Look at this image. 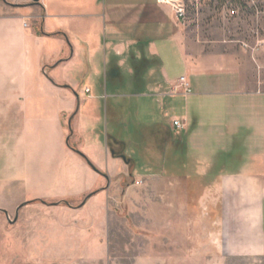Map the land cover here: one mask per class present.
<instances>
[{
  "label": "crops",
  "instance_id": "crops-1",
  "mask_svg": "<svg viewBox=\"0 0 264 264\" xmlns=\"http://www.w3.org/2000/svg\"><path fill=\"white\" fill-rule=\"evenodd\" d=\"M202 35L157 0H0V211L32 203L84 235L139 178L136 149L172 187L219 198L225 256L264 264V46ZM181 77L192 94L173 91ZM246 201L244 239L232 222Z\"/></svg>",
  "mask_w": 264,
  "mask_h": 264
},
{
  "label": "rangeland",
  "instance_id": "rangeland-1",
  "mask_svg": "<svg viewBox=\"0 0 264 264\" xmlns=\"http://www.w3.org/2000/svg\"><path fill=\"white\" fill-rule=\"evenodd\" d=\"M184 1L187 22L200 40L204 39L202 34L210 33L216 38L222 33L229 41L256 44L258 38L253 35L256 30L258 37L264 39V0ZM232 11L237 14L231 15ZM110 124L108 127L106 124V130L111 135ZM163 124L170 130L167 123ZM155 142L152 137L150 143ZM131 158L137 163L135 177L139 178L131 180L129 190L127 186H117L114 201L104 207L103 219L97 227L94 226L97 221L85 217L84 235L62 232L55 226V215L34 207L29 210V206L22 208L25 210L19 212L15 224L7 217H15L20 205L8 204L0 211V264H252L250 256L232 258L221 251V204L218 197L214 205L205 202L209 188L172 187L167 182L170 180L154 175L160 171L155 162L158 157L149 159L135 149ZM167 168L164 175L171 174L170 161ZM214 190L218 196L217 189ZM257 200L258 197L254 198L255 203ZM255 203L246 201L243 209L237 210L238 219L232 222V228L239 238L241 231L244 239L248 238ZM174 206L181 212L178 220L172 219ZM164 215L169 219L163 220ZM166 223L171 228L163 229ZM35 227L34 246L38 251L15 244L31 243V237L25 233Z\"/></svg>",
  "mask_w": 264,
  "mask_h": 264
},
{
  "label": "built area",
  "instance_id": "built-area-1",
  "mask_svg": "<svg viewBox=\"0 0 264 264\" xmlns=\"http://www.w3.org/2000/svg\"><path fill=\"white\" fill-rule=\"evenodd\" d=\"M43 1V0H39ZM159 4L168 5L172 8L177 19L183 23L187 22V8L184 0H157ZM236 11H232L231 15H236ZM253 35L258 38L257 43L251 47L247 42H243L242 46L244 48L250 49L252 52L258 51L261 47L264 46V39L259 38V31H253ZM174 92L182 91L185 95L192 94V88L185 77H181L176 84L173 86ZM173 126L178 129H184L186 126V121L176 120L173 122Z\"/></svg>",
  "mask_w": 264,
  "mask_h": 264
},
{
  "label": "flooded vegetation",
  "instance_id": "flooded-vegetation-1",
  "mask_svg": "<svg viewBox=\"0 0 264 264\" xmlns=\"http://www.w3.org/2000/svg\"><path fill=\"white\" fill-rule=\"evenodd\" d=\"M88 199H86V201H87ZM86 201H84L85 203H86ZM85 203H83V205L82 206H84L85 205ZM32 205V203H25V204H22V205H20L19 207H18V209H17V211H16V215H15V217H11L10 215V219L7 217V219H8V221H11V222H14L15 224H17L18 223V218H19V212L22 210V208L23 207H25V206H31ZM14 218V219H13ZM36 228L37 227H35L34 229L35 230H33V231H31V232H27V233H25V235H29L30 237H31V239L34 237L33 235H31L32 233H34V232H36ZM34 239V238H33ZM33 242V241H32ZM28 247H29V249L30 250H32V251H38L36 248L37 247H35L34 245H28ZM41 251V250H40Z\"/></svg>",
  "mask_w": 264,
  "mask_h": 264
}]
</instances>
